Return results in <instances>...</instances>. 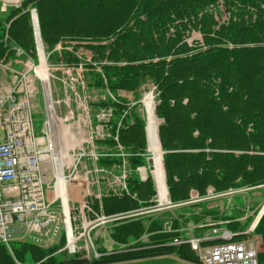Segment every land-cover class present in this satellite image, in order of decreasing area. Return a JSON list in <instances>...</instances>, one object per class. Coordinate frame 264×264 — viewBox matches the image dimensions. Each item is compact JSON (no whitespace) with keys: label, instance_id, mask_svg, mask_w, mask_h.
I'll return each instance as SVG.
<instances>
[{"label":"trees","instance_id":"1","mask_svg":"<svg viewBox=\"0 0 264 264\" xmlns=\"http://www.w3.org/2000/svg\"><path fill=\"white\" fill-rule=\"evenodd\" d=\"M31 10L45 53L60 44L66 66L80 62L73 50L81 46L91 52L84 65L101 69L102 75L94 73L110 92L135 91L151 81L155 113L163 119L158 133L172 202L188 199L191 189L202 195L208 187L218 192L264 184V0H21L4 9L0 4V57L12 58L14 47L34 57ZM192 31L199 40L188 42ZM70 43H76L72 51L65 50ZM110 100L117 118L122 106ZM133 118L132 125L118 129L117 141L109 139L137 152L128 158L131 166L145 162L143 122L137 114ZM131 183L133 191L148 190V182ZM123 200L115 198V206ZM255 230L264 245V212ZM139 231L133 224L112 237L136 240ZM171 252L191 258L186 245L95 262L42 260L46 252L30 244L13 251L37 264H113ZM0 264H14L2 243Z\"/></svg>","mask_w":264,"mask_h":264},{"label":"rangeland","instance_id":"2","mask_svg":"<svg viewBox=\"0 0 264 264\" xmlns=\"http://www.w3.org/2000/svg\"><path fill=\"white\" fill-rule=\"evenodd\" d=\"M20 2L21 0H0L1 9H4L6 5H18ZM220 18L225 19L226 17L221 13ZM196 40H199V34L192 31L187 41ZM75 44L70 43L64 49L72 51V46ZM73 54L80 62L77 65L66 66L61 60L60 44H56L47 53L44 50L48 91L56 118L55 123L52 122L51 131L54 134L61 165L65 164L62 161L63 158L70 159L72 156L71 163L64 165V172L67 177L68 207L74 235L77 237V248L74 252H68L63 233L48 244L35 241L32 235L26 237L25 240H14L8 244V247L2 243L8 249L14 264L16 261L18 264L38 263L28 262L27 259L23 260L14 255V247L23 244H30L45 251L46 254L42 260L51 256V258L61 260L83 259L88 262L112 260L119 256L138 253V251L148 252L162 245L168 246L173 238L185 234L189 229L194 235L205 232V230L196 229L195 226L202 225L203 228H207L218 225L216 221L220 222L221 218H227L223 216L220 209H229L235 195L243 197L241 206L250 207L251 202L247 197L253 198L254 217L251 221L248 220V216L242 222L229 221L227 224H236L235 229L218 228L221 231L238 235L239 239L235 240L254 243L259 253V247L264 248L263 241L261 235L255 230L256 225L253 228L251 226L255 214L259 212L264 203V184L228 188L218 192L208 187L206 193L202 195L195 189H191L188 199L172 202L166 183L164 150L159 143V156L167 191L165 199L161 201L153 176L152 152L148 149L146 136V126L149 114H151L155 118L160 142L158 127L163 119L157 117L155 113L158 100L154 86L151 81L147 80L143 81L135 91L117 89L115 92H110L100 85L98 75L94 73L101 74V69L95 67V71L92 72L88 71L84 65L90 61L91 52L84 47L77 46ZM39 64L40 57L36 48L34 57L25 54L20 47H14V56L10 59L6 55L1 56L0 92L4 87L10 86L12 74L6 68L28 71L25 85L32 91L30 108L34 130L45 138L44 145H47V130L50 123L47 124L48 116L45 110L46 100L44 91H42V81L35 71ZM110 99L122 106V112L117 118L113 107L109 105ZM146 101L151 103L152 113L148 112ZM133 113L137 114L143 122L145 147L141 155L145 162L131 166L128 158L131 155H137V152H130L119 143L112 144L109 139L113 138L117 141L118 129L133 124ZM115 124L116 135H113L111 128ZM133 179L137 184L148 182V190L144 188L138 192L133 191L131 189ZM57 189L59 192L60 188ZM230 190L238 191L228 193ZM62 193L64 194V188ZM125 197L127 200H123L120 207L115 206V198ZM246 199H249L248 204L245 203ZM190 200L193 201L189 202ZM56 210L60 213L59 204ZM206 211H210L211 214H205ZM133 224H138L140 227L136 240L118 241L112 237V233L121 235L124 229ZM219 241V239L215 240V242Z\"/></svg>","mask_w":264,"mask_h":264},{"label":"built area","instance_id":"3","mask_svg":"<svg viewBox=\"0 0 264 264\" xmlns=\"http://www.w3.org/2000/svg\"><path fill=\"white\" fill-rule=\"evenodd\" d=\"M6 69L12 77L10 86L0 94V242L8 247L12 241L32 235L35 241L48 244L63 233L68 252H74L77 237L68 207L64 172V165L71 163L72 156L62 159L66 163L62 167L66 195L63 199L57 189L58 164L49 130L47 145H44L45 138L34 130L30 108L32 91L25 85L28 71ZM58 204L60 213L56 210ZM65 206L70 228L65 222ZM69 231L75 236L72 248L68 246ZM220 231L212 229L194 235L189 229L168 245H187L200 264H260L254 243L233 240L234 233ZM216 239L220 241L214 242Z\"/></svg>","mask_w":264,"mask_h":264},{"label":"bare ground","instance_id":"4","mask_svg":"<svg viewBox=\"0 0 264 264\" xmlns=\"http://www.w3.org/2000/svg\"><path fill=\"white\" fill-rule=\"evenodd\" d=\"M39 57H40V64L35 68V71H36L37 76L42 81V83H41V85L43 87L42 91H44V94H45L44 95L45 100H46V109L45 110L47 113L46 115L48 116L47 124H48V122L50 123V126L48 125V130H49V133L51 135L52 147L54 149L55 159H56V162L58 164L57 170L59 172V176L57 178L58 179L57 188L60 187L59 192H61L60 194L63 196V199H65L66 195L62 193L63 188H64L63 179H65V177L62 175L63 165H61V162H60L61 158L59 157V155L56 151L57 148L55 146V138H54V134H52V131H51L52 122L55 123L56 118H55V115L53 114V109L51 106L52 102L50 100V96H49L50 94L48 91L47 74H46L45 65H44V61H43V55L41 56L40 52H39ZM146 104L148 106V112L151 111V113H152V108H150L152 106L151 103L149 104V102L146 101ZM55 128H56V125H55ZM53 133H55V132H53ZM146 136H147L148 149H149V151L152 152V159L154 161V166H155V169L153 171V176H154V179L157 183V190H158L159 198L162 201L163 199H165V194L167 191L165 192V188L163 185V174L161 171L162 165H161V160H160V156H159V141H158V136L156 133V122H155L154 116L151 114H149V119H148V123L146 126ZM60 182H62V183H60ZM59 183H60V185H59ZM64 217H65V222H66L67 226L70 228V226H69L70 219H69V214H67L66 206H65V210H64ZM70 233L72 234V232H70V231L68 232V239H69L68 246L70 248H72V246H73L72 243L75 241V236L74 235L71 236Z\"/></svg>","mask_w":264,"mask_h":264},{"label":"crops","instance_id":"5","mask_svg":"<svg viewBox=\"0 0 264 264\" xmlns=\"http://www.w3.org/2000/svg\"><path fill=\"white\" fill-rule=\"evenodd\" d=\"M6 89L7 88L4 87L3 90L0 92V94L3 93ZM154 169H155V166H154ZM60 183H62V182H60ZM60 183H59V185H60ZM257 193L260 194L259 191H257ZM242 198L243 197L241 195H238V196L235 195V197L233 198L231 207L229 209H222V208L220 209V212L223 214V216L227 217V218L229 217V219H227V218L222 219L221 218L220 222H218V221L215 222L216 224H218L215 226L203 228L202 225H198L197 227L195 226V228L201 229L202 231L205 230V233H206V232H211L212 229H216V230L220 231L221 229L218 227H221V228L228 227V225H230V224H227V223H229V221H231V220H234V221L237 220L238 222H240V221L242 222L248 216L249 217L248 220L251 221L252 217H254V214H253L254 213V208H253L254 202L252 200L253 198L251 199L249 196L247 197L250 199V202H251L250 207H248L247 205L241 206V201L243 200ZM249 199H246V202H245L246 204L249 203ZM263 207H264V203L262 204V207L260 208L259 212H257L255 214V218L253 220V224H252L251 228H253V226L256 225V223L260 219V217L262 215L261 211H262ZM210 209L214 210L213 208H210ZM206 213L211 214V213H209V211H206ZM232 227L235 228L236 224L233 223ZM195 230H194V232H195ZM236 238L239 239L238 235L237 236L235 235V238H233V240H235ZM187 251L189 254L188 256H190L191 258L180 257L176 253L171 252V253H162V254H157V255H152V256H147V257L135 258V259H131V260L118 261V262H115L113 264H200L197 261L195 253L193 251H191L188 246H187ZM259 253H260V257L264 254V248L263 247L261 248V246L259 247ZM260 257H259V263L264 264V258L260 261Z\"/></svg>","mask_w":264,"mask_h":264},{"label":"water","instance_id":"6","mask_svg":"<svg viewBox=\"0 0 264 264\" xmlns=\"http://www.w3.org/2000/svg\"><path fill=\"white\" fill-rule=\"evenodd\" d=\"M30 14H31V22H32V27H33V35H34L36 51H37L38 56H39V52H40L41 56L43 55V61L45 62L44 49H43V45H42L41 38H40L37 16H36V13L34 10H31ZM156 133H157V130H156ZM158 141H159V139H158ZM163 185H164L165 192H166L164 175H163ZM263 212H264V207H263L261 213H263Z\"/></svg>","mask_w":264,"mask_h":264}]
</instances>
